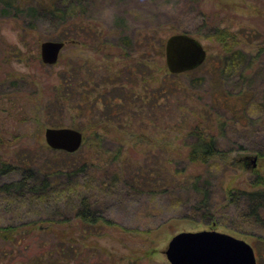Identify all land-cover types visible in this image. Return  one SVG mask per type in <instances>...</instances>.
I'll return each instance as SVG.
<instances>
[{
  "label": "rangeland",
  "instance_id": "obj_1",
  "mask_svg": "<svg viewBox=\"0 0 264 264\" xmlns=\"http://www.w3.org/2000/svg\"><path fill=\"white\" fill-rule=\"evenodd\" d=\"M1 10L2 160L28 157L22 152L34 143L48 147L44 133L53 127L50 114L58 115L60 107L54 94L64 81L71 80L73 86L79 76L89 78L80 88L83 96L75 85L73 102H67L64 115L56 116L60 125L67 124L62 127L79 130L77 124H88L80 126L84 138L79 158L95 166L96 180L89 183L94 197L99 209L117 223L107 227L106 234L89 235V246L128 260L170 264L165 252L177 234L215 230L244 239L254 247L257 264H264V208L256 219L254 202L241 194L258 190L253 178L258 172L264 176V114L257 109L258 101H264V0H91L84 19L92 33L83 34L80 43L65 42L58 63L52 65L41 58L42 43L52 40L46 36L50 25L41 21L35 28L29 17L13 18ZM217 27L228 29L240 47L258 54L255 72H247L244 81L238 74L221 79L217 68L224 46L209 38ZM189 32L207 50L206 62L196 74L177 75L181 91L174 100L161 93L159 102V84L174 75L166 63V40ZM93 70L99 77L110 75L99 78L106 82L97 89L93 83L98 77H90ZM121 71L126 91L118 90L121 84L115 82L123 77ZM249 99L250 115L245 118L242 109ZM106 101L114 102V112ZM102 120L110 121L100 125ZM121 120L123 124L116 123ZM196 126L224 151L211 166H194L189 160L194 143L190 132ZM254 157L259 160L256 169L251 168ZM200 174L208 185V206L196 211L197 197L185 186ZM15 179L13 173L0 175V184ZM166 189L176 193L161 194ZM17 204L0 198V225L22 223L40 213L39 203Z\"/></svg>",
  "mask_w": 264,
  "mask_h": 264
},
{
  "label": "trees",
  "instance_id": "obj_2",
  "mask_svg": "<svg viewBox=\"0 0 264 264\" xmlns=\"http://www.w3.org/2000/svg\"><path fill=\"white\" fill-rule=\"evenodd\" d=\"M90 4L91 0H0L2 14L22 20L29 17V23H33L35 28H38V22L48 23L51 29L47 30L46 36L64 43L70 41L80 43L83 34L90 36L89 33H92V30H86V19H84ZM211 31L209 38L223 43L225 50L221 59H218L219 67L217 68L222 80L225 75L235 76L238 74L239 78L244 81L247 72L251 70L253 73L255 72L260 60L258 54L248 52L240 47L241 43L238 38L226 28L217 27ZM99 40L100 36L95 35V41ZM161 42L162 47L164 41ZM198 70H201V67L187 72V75L196 74ZM123 72H120L123 77L120 78L119 75L120 79L115 82L121 84L117 88L118 90L126 91L127 88L123 87L125 82L121 83L125 78L124 74H121ZM95 76L98 77L93 83L96 89L106 82V80L100 81V77L110 78V75L105 73L99 77L95 70L91 71L90 77L96 79ZM168 77L159 84L157 90L159 91V97H157L159 102L163 98L160 96L161 93L167 100L170 96L172 97L170 100H174V96H177L181 91L182 86L174 79L177 75ZM78 78L79 84L76 83L72 86L71 80L64 81L57 93L54 94L56 105L60 107L57 109L58 115L54 111L50 114L52 116L50 127L67 126L66 123L60 125L56 116L64 115L67 102H73L72 99L76 93L73 89L75 85L78 86L80 96H83L80 88L88 83L89 78L87 79L84 75ZM115 82L112 86L115 85ZM140 96L142 95L140 94ZM238 96L242 97V93L239 92ZM250 100L242 109L245 118L250 115L248 114ZM116 101L121 103L119 100ZM106 102L104 105H107L111 113L114 112L112 105L114 102ZM258 102L257 109L260 114H264V101ZM96 105L97 103L92 106V110L97 107ZM170 105H174V103L170 102ZM129 107L127 104V108ZM107 121L110 120H102L100 125ZM116 123L123 124L122 120ZM87 125L77 124L76 127L81 130V127ZM190 137L193 138L194 143H190L189 160L194 166H211L212 161L217 157L224 156V151L218 145L217 140L214 137L206 136L200 127H193ZM2 141H4L3 137L0 136L1 146L4 145ZM27 149L22 153L28 157L25 156L19 161L7 162L0 158V175L10 173L16 175V179L10 183L0 184V198L9 205L19 203L17 205L23 206L39 203L40 213L22 223L0 225V264H161L140 257L128 260L124 256L119 257L114 252L102 251L86 243L89 235L106 234L107 227L117 225V223L106 212L99 209L98 199L94 197L96 191L91 189L93 186L89 184L96 180L94 179L95 166L88 159L79 158L81 149L74 154H65V152L55 151L49 146L38 143H34V146L30 145ZM118 153H122V146ZM260 156L262 155L260 154ZM176 172L175 176L179 175V171ZM202 179V174L197 175L193 183H186L187 186H185L187 193H192L197 197L196 211H203L208 206V185L202 182ZM253 179L252 186L258 190L241 194L244 193L243 195L249 202H254L252 212L255 218L260 220L262 217L260 211L264 208V176L258 172ZM84 180H87L86 184H82ZM166 192L176 193L166 189L161 194ZM230 192V198L234 199L233 191ZM199 198L201 199L199 200ZM125 231L130 232L128 229Z\"/></svg>",
  "mask_w": 264,
  "mask_h": 264
},
{
  "label": "water",
  "instance_id": "obj_3",
  "mask_svg": "<svg viewBox=\"0 0 264 264\" xmlns=\"http://www.w3.org/2000/svg\"><path fill=\"white\" fill-rule=\"evenodd\" d=\"M166 63L171 74L191 72L206 61L208 52L200 40L187 33L171 35L166 40ZM45 64H56L65 48L62 41L48 40L41 45ZM46 144L55 150L74 153L83 146V132L70 127L47 128ZM252 168L258 158H251ZM170 264H257L254 247L244 239L215 230L177 234L166 248Z\"/></svg>",
  "mask_w": 264,
  "mask_h": 264
}]
</instances>
